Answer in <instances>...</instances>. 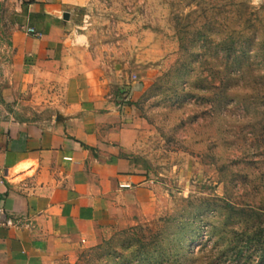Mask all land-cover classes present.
I'll list each match as a JSON object with an SVG mask.
<instances>
[{"label":"rangeland","instance_id":"rangeland-1","mask_svg":"<svg viewBox=\"0 0 264 264\" xmlns=\"http://www.w3.org/2000/svg\"><path fill=\"white\" fill-rule=\"evenodd\" d=\"M17 8L0 0L3 117L34 111L25 93L10 101L2 56ZM75 13L144 88L151 179L75 264H264V0H79Z\"/></svg>","mask_w":264,"mask_h":264},{"label":"crops","instance_id":"crops-1","mask_svg":"<svg viewBox=\"0 0 264 264\" xmlns=\"http://www.w3.org/2000/svg\"><path fill=\"white\" fill-rule=\"evenodd\" d=\"M78 1L19 0L24 22L1 54L10 101L25 93L34 111L0 116V204L19 221L0 227V264H75L149 191L148 126L135 114L144 88L79 33Z\"/></svg>","mask_w":264,"mask_h":264},{"label":"built area","instance_id":"built-area-1","mask_svg":"<svg viewBox=\"0 0 264 264\" xmlns=\"http://www.w3.org/2000/svg\"><path fill=\"white\" fill-rule=\"evenodd\" d=\"M26 31L29 34L40 36L41 34L35 29L33 26H27ZM19 223V221L14 218V216L8 212V210L0 204V227L6 226V227H13L16 226Z\"/></svg>","mask_w":264,"mask_h":264},{"label":"water","instance_id":"water-1","mask_svg":"<svg viewBox=\"0 0 264 264\" xmlns=\"http://www.w3.org/2000/svg\"><path fill=\"white\" fill-rule=\"evenodd\" d=\"M63 16H64L65 19H69V17H70L68 12H65Z\"/></svg>","mask_w":264,"mask_h":264}]
</instances>
